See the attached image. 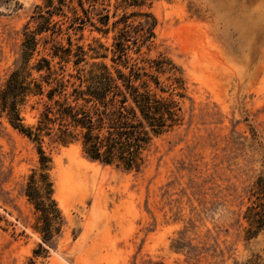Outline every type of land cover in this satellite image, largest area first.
<instances>
[{"label":"rangeland","instance_id":"rangeland-1","mask_svg":"<svg viewBox=\"0 0 264 264\" xmlns=\"http://www.w3.org/2000/svg\"><path fill=\"white\" fill-rule=\"evenodd\" d=\"M40 3L0 6V86ZM142 11L157 25L141 56L164 54L180 68L184 120L154 141L139 173L90 162L77 145L44 143L65 224L34 264L262 263L264 229L247 239L243 216L249 189L264 177V0H154ZM111 37L88 26L71 33L83 46L99 38L108 47ZM55 69L75 82L71 64ZM37 168L36 145L0 119V264H27L41 242L23 194Z\"/></svg>","mask_w":264,"mask_h":264},{"label":"trees","instance_id":"trees-1","mask_svg":"<svg viewBox=\"0 0 264 264\" xmlns=\"http://www.w3.org/2000/svg\"><path fill=\"white\" fill-rule=\"evenodd\" d=\"M153 1L41 0L23 27L18 58L0 86V119L35 144L38 155V168L28 174L23 194L33 208L32 229L41 242L27 264L46 257L44 247H50L65 224L44 143L77 145L90 162L139 173L154 141L184 120L180 100L186 88L180 68L164 54L141 56L156 37V18L142 11ZM11 2L0 0V6ZM87 26L102 37L112 34L110 46L99 38L86 46L73 43L71 33ZM61 36L65 43L55 40ZM87 60L88 69H78ZM70 64L75 74L68 77L76 85L57 78L55 66L63 72ZM249 199L243 216L247 239L264 229L263 176L249 189ZM256 257L258 262L247 264H264Z\"/></svg>","mask_w":264,"mask_h":264}]
</instances>
